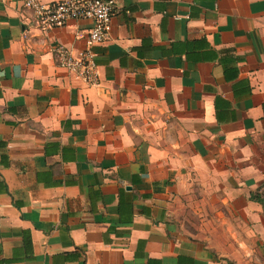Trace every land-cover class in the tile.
<instances>
[{"label": "crops", "instance_id": "0c3cea01", "mask_svg": "<svg viewBox=\"0 0 264 264\" xmlns=\"http://www.w3.org/2000/svg\"><path fill=\"white\" fill-rule=\"evenodd\" d=\"M0 0V264L264 260V0H112L96 85ZM52 3L62 0H38Z\"/></svg>", "mask_w": 264, "mask_h": 264}, {"label": "built area", "instance_id": "2783aa9c", "mask_svg": "<svg viewBox=\"0 0 264 264\" xmlns=\"http://www.w3.org/2000/svg\"><path fill=\"white\" fill-rule=\"evenodd\" d=\"M27 10L40 29L63 27L69 21H88L84 48L72 53L65 47L52 49L55 64L74 74L87 85H96L97 71L92 49L102 44L109 31L110 20L115 12L112 0H62L42 3L38 0H25Z\"/></svg>", "mask_w": 264, "mask_h": 264}, {"label": "rangeland", "instance_id": "374dc122", "mask_svg": "<svg viewBox=\"0 0 264 264\" xmlns=\"http://www.w3.org/2000/svg\"><path fill=\"white\" fill-rule=\"evenodd\" d=\"M259 190V193L264 197V181L263 183L259 186V188L257 189V191ZM264 255V254H263ZM264 257V256H263ZM260 264H264V260H262L261 262H259Z\"/></svg>", "mask_w": 264, "mask_h": 264}]
</instances>
